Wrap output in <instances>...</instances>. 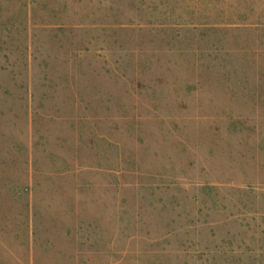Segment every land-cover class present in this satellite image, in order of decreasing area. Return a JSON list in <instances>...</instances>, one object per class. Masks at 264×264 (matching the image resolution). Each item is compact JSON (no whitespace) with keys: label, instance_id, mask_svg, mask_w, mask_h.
Here are the masks:
<instances>
[{"label":"rangeland","instance_id":"1","mask_svg":"<svg viewBox=\"0 0 264 264\" xmlns=\"http://www.w3.org/2000/svg\"><path fill=\"white\" fill-rule=\"evenodd\" d=\"M0 264H264V0H0Z\"/></svg>","mask_w":264,"mask_h":264}]
</instances>
